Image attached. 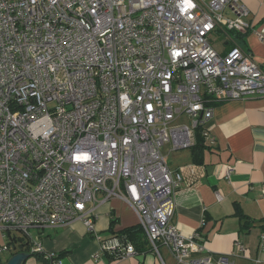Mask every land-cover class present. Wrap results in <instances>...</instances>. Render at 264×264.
<instances>
[{
  "label": "built area",
  "instance_id": "2783aa9c",
  "mask_svg": "<svg viewBox=\"0 0 264 264\" xmlns=\"http://www.w3.org/2000/svg\"><path fill=\"white\" fill-rule=\"evenodd\" d=\"M248 15L239 0H0V256L11 237L40 254L31 230L74 221L101 253L137 256L125 237L96 235L102 194L132 209L156 255L164 247L176 264H235L195 257L204 251L196 235L171 226L182 178L166 155L197 136L213 144L215 104L264 98L253 60L209 42L250 31L264 42Z\"/></svg>",
  "mask_w": 264,
  "mask_h": 264
},
{
  "label": "crops",
  "instance_id": "0c3cea01",
  "mask_svg": "<svg viewBox=\"0 0 264 264\" xmlns=\"http://www.w3.org/2000/svg\"><path fill=\"white\" fill-rule=\"evenodd\" d=\"M239 1L248 9L246 21L253 31L264 29V0ZM213 34L221 40V50L216 51L219 55L225 56L237 47L264 73V42L255 33ZM208 128L213 138L208 148L166 155L169 171L182 178L174 194L170 224L184 237L196 235L204 251L195 257L216 260L228 255L235 264H264V252L258 251L259 236L264 233V98L215 104ZM228 167L233 169L229 175ZM215 194L220 196L219 201ZM96 198L95 233L101 239L120 236L123 230L138 225L136 215L122 200L102 202V194ZM142 236L143 246L137 249V256L115 260L99 251L98 240L80 221L34 229L30 231L31 240L42 251L32 253L29 243L21 251L28 255L20 264H44L42 256L47 254L55 256L58 264H176L167 249L159 247L156 255ZM11 257L10 250L2 254L0 264Z\"/></svg>",
  "mask_w": 264,
  "mask_h": 264
},
{
  "label": "trees",
  "instance_id": "16d2710c",
  "mask_svg": "<svg viewBox=\"0 0 264 264\" xmlns=\"http://www.w3.org/2000/svg\"><path fill=\"white\" fill-rule=\"evenodd\" d=\"M196 144L190 149L192 152L194 151H199L201 152L203 149L208 148L203 142V139L200 138L199 136L196 137ZM120 236H123L127 239L129 243L133 245L135 250L141 249L143 246V236H142V231L140 227L137 225L136 227L130 228L123 230L119 234ZM19 244L15 245L17 243L16 238L11 237L10 242L8 243L9 250L12 254V256L21 253L22 249L26 246H28V242L24 241L23 239L18 237ZM17 247V249H16Z\"/></svg>",
  "mask_w": 264,
  "mask_h": 264
},
{
  "label": "rangeland",
  "instance_id": "374dc122",
  "mask_svg": "<svg viewBox=\"0 0 264 264\" xmlns=\"http://www.w3.org/2000/svg\"><path fill=\"white\" fill-rule=\"evenodd\" d=\"M210 43H211L212 48L215 51L219 52L221 50V40L219 39L217 34L211 35ZM163 151L165 152L166 150H163ZM6 257H8V256H6Z\"/></svg>",
  "mask_w": 264,
  "mask_h": 264
},
{
  "label": "water",
  "instance_id": "95a60500",
  "mask_svg": "<svg viewBox=\"0 0 264 264\" xmlns=\"http://www.w3.org/2000/svg\"><path fill=\"white\" fill-rule=\"evenodd\" d=\"M28 254H25V253H19V254H16L14 256H12L7 263L5 264H20L24 259L25 257L27 256Z\"/></svg>",
  "mask_w": 264,
  "mask_h": 264
}]
</instances>
